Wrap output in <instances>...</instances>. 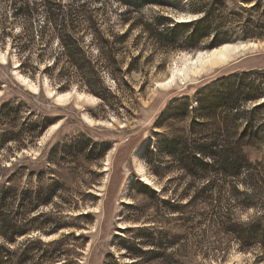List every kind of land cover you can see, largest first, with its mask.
<instances>
[{
	"label": "rangeland",
	"instance_id": "1",
	"mask_svg": "<svg viewBox=\"0 0 264 264\" xmlns=\"http://www.w3.org/2000/svg\"><path fill=\"white\" fill-rule=\"evenodd\" d=\"M25 1L0 0V22L8 35L3 43L0 42V100L20 95L30 108L49 116L53 122L32 141L26 139L20 149L14 148L8 157L3 155L7 154V149H3L0 162L8 165L16 157L25 164L22 178L16 183L18 188L47 186L51 180H58L61 186L52 202L27 213V218L38 216L37 222L27 236L18 237L11 247L19 251L23 246L19 244L24 239L34 241L39 238L46 257L39 258L40 250L33 252V257L41 264H131L134 259L127 255L125 245L136 249L140 236H144L161 241L173 238L176 251L169 264H264V46L194 72L186 68L187 72L180 78L166 81L176 68L187 67L196 50L213 46L202 44L193 49L154 50L152 44L142 38L133 45L134 29L127 35L126 47L120 54L123 55L121 67L125 68L130 57L140 51L136 61L140 69L122 74L118 84L105 71L102 78L110 88L104 93L105 99H101L76 79L61 88V82L53 78L56 70H44L59 47L55 43L59 36V21L51 22L53 34L39 36L40 25L46 22L43 11L36 12L31 24L34 30L31 53H43L41 60L32 57L37 61L39 73L30 78L19 70L17 49L10 42L19 30V14L14 13V5ZM48 1L53 5L60 2ZM64 1L71 4L63 8L64 11L74 9L78 13L66 24V33L82 37L84 43H88L89 34L82 28L89 20L103 34L124 30L125 25L119 23V17L113 11L123 2L135 14L146 17L164 12L174 20H189L198 15L188 9L196 0H123L117 5V0ZM224 2L223 13L228 20L225 28L232 37L225 42L264 41V30L261 35L241 36L247 16L244 9L258 3L253 18L264 22V0ZM230 8L237 11L235 16L229 14ZM90 48L95 53V48ZM209 88L210 94L221 97L222 103L201 111L196 108L195 96ZM180 99L190 105L177 120L168 113L167 104ZM205 112H209L210 117H205ZM195 119L206 123L190 131L187 125ZM80 134L90 142L109 144L105 154L89 160L85 157L87 150L71 149L69 144ZM175 134L183 135L192 148L196 143L206 150L229 154L241 150L249 159L251 164L247 175H243L244 183L238 181L236 188L249 194L251 204L242 209L231 206L234 221L249 225L248 247L241 248L242 241L226 233L217 219L211 225L207 219L198 216L195 226L187 227L182 215L167 212L159 196L142 185L156 189L166 198L190 182L170 154ZM128 141L134 145L130 151L126 146ZM154 142L162 144L156 153L150 150ZM55 145L57 149L51 150ZM152 157L160 162L159 166H155L156 162L149 163ZM30 168L35 170L32 176ZM152 168H157L161 174H156ZM3 179L0 177V181ZM225 186L224 190L219 187L212 190L213 205L218 204L214 207L217 217L228 205L217 198L227 196L229 185ZM237 196L241 197L240 193ZM202 206V203L197 204L199 209ZM257 224H261L262 230L256 229ZM147 225L153 227L152 232L136 228ZM143 247L152 248L150 245ZM167 248L169 246H165V250Z\"/></svg>",
	"mask_w": 264,
	"mask_h": 264
},
{
	"label": "trees",
	"instance_id": "2",
	"mask_svg": "<svg viewBox=\"0 0 264 264\" xmlns=\"http://www.w3.org/2000/svg\"><path fill=\"white\" fill-rule=\"evenodd\" d=\"M122 1L117 0L116 5ZM69 6L71 4L64 0H60L56 5L48 0H27L23 4L14 5V13L19 14V30L15 36L11 37L10 44L17 49L18 68L30 78H35L36 74L39 73L37 61H34L32 57L35 56L38 60H41L43 53H31V41L34 38V30L31 24L36 12L38 10L43 11L46 13V22L40 25L37 31L40 34L39 36L45 33H48V35L53 34L54 27H52L51 22L59 21L57 33L59 36L55 40L56 45L59 47L54 52L51 63L45 65L44 70H56L53 78L61 82V88L65 86V83L76 79L87 91L94 93L101 99H105L104 93L110 88L102 78L105 71L111 76L113 82L118 84L122 74L132 73L134 70L140 69L136 64L140 51L130 57L125 68L122 69L121 67L123 55L120 54L126 47L127 35L134 29L136 34L133 45L137 44L142 38L149 41L154 50L193 49L202 44L216 46L232 38L227 34L228 29L225 28L228 20L223 13V10L226 9L224 0H196L188 9L198 15L189 20H174L164 12H156L146 17L142 14H135L134 10H130L126 2H123L121 7L113 11L119 17V23L125 25L124 30L103 34L99 27L95 26L92 20H89L82 28L89 34L88 43H84L85 41L80 36L66 33V24L73 21L75 16L78 15L74 9L71 10L72 12L63 10V8ZM257 6L258 3L254 2L248 8H243L244 11H247V16L243 21L241 36L262 34L264 22L253 18V12L258 9ZM236 13V10L229 9L231 16H235ZM6 36H8L7 29L0 22L1 43L4 42ZM90 46L95 48V53L91 51ZM121 79L123 80V78ZM210 91L209 88L197 93L194 100L196 108L201 111H208L210 106L215 107L222 103L221 97L210 94ZM188 105L190 103L188 104L186 100H173L167 104L168 113L172 115L173 119L180 120ZM29 106L30 104L20 95H13L0 100V152L7 149L5 151L7 154H3L6 157H8V154H13L14 148L20 149L26 143V139L30 141L35 139L53 122L52 118L41 112H35V109ZM23 112L25 113L22 114ZM208 113L205 112L203 115L210 117ZM32 115L36 117L32 118ZM205 123L206 121L195 119L190 121L187 127L192 131ZM171 142L173 148L170 150V154L177 162L179 171L182 172V175L189 177L190 182H187L181 190L172 191L166 198L161 197L156 189L149 188L144 183L142 185L149 189L152 194L159 196V200L166 205L167 212H173L177 216L182 215L184 224H188L187 227H194L195 223L198 222V216L207 219L211 225L217 219V222L222 224V228L226 230V233H231L242 241L241 248L248 247L250 242L249 225L246 226L243 221L241 223L235 222L231 215V206L242 209L251 204L249 194L243 189L238 190L236 188L238 181L244 183L243 175H247L248 167L251 164L247 156L241 150L229 154L226 151L206 150L203 145L196 143L192 148L190 147L192 145L187 142L183 135L178 134H175ZM9 143H13V145H8ZM126 143L128 151H130L134 145L129 141ZM154 143L153 150H150L156 153L162 144L159 142ZM69 146H71V149L78 147V150H87L85 157L92 160V158L102 157L109 144L100 145L90 142L84 138V135L80 134V136L73 138ZM56 149L57 145L53 146L51 150ZM18 159L15 157V160H10L11 162L8 165L5 163L3 165L0 162V177L4 178L0 181V264H41V261H34L33 257L34 253L39 250L37 253L39 258L46 257V251L41 247V239L36 238L34 241L24 239L19 244H23L19 251L12 248L11 245L17 243L18 237L27 236L26 234L37 222L38 216L27 218V213L35 210L40 205H47L52 202L61 183L58 180H51L47 186L38 185L34 189L28 187L18 188L16 183L22 178L26 168L25 164L20 163ZM153 162H156L154 163L155 166L160 165V162L154 157L150 158L149 163ZM6 169H9V171L4 172ZM152 171L161 174L157 168H152ZM29 174L32 176L35 174V170L30 168ZM218 177H220V181L217 180ZM194 181L196 183H192ZM226 184L229 185L226 189L227 196L219 195L217 198L219 201L225 200L228 205L226 210L217 217V209L214 207L218 204L213 205L212 190L215 187L224 190ZM160 191L165 190L160 189ZM239 193L241 197L237 196ZM199 203L204 205L201 207L202 209L197 208ZM193 218H195L194 221ZM255 227L261 229V224H257ZM136 228L151 232L153 229L152 226L148 225ZM140 237L136 249H131L125 245L127 255L134 259L130 261L131 264H136L140 259H142L140 261L142 264H156V262L169 264L171 262L176 251L173 246L175 243L173 238L161 241L144 236ZM144 245H150L152 248H144ZM165 246H169V249L165 250ZM114 264L119 263L115 262Z\"/></svg>",
	"mask_w": 264,
	"mask_h": 264
},
{
	"label": "bare ground",
	"instance_id": "3",
	"mask_svg": "<svg viewBox=\"0 0 264 264\" xmlns=\"http://www.w3.org/2000/svg\"><path fill=\"white\" fill-rule=\"evenodd\" d=\"M182 19L183 17H179ZM259 46H264V42H254V40L248 41H237V42H223L220 45L210 47L206 50H196L193 57L190 58L187 67L176 68L172 73L166 77L167 80H174L180 75L184 74L188 70L190 72L197 71L199 69H204L203 66L208 65H218L223 61L229 60L233 55L242 54L244 51L252 50ZM190 55V54H189ZM184 65V64H183ZM187 68V69H186ZM185 69L187 71H185ZM180 78V77H179ZM162 81V82H166ZM162 84V83H160Z\"/></svg>",
	"mask_w": 264,
	"mask_h": 264
},
{
	"label": "water",
	"instance_id": "4",
	"mask_svg": "<svg viewBox=\"0 0 264 264\" xmlns=\"http://www.w3.org/2000/svg\"><path fill=\"white\" fill-rule=\"evenodd\" d=\"M252 40H254V42H260V43H261V42H264L263 40H260V39H252ZM252 40H251V41H252ZM237 41H239V40H237ZM237 41H236V42H237Z\"/></svg>",
	"mask_w": 264,
	"mask_h": 264
},
{
	"label": "snow or ice",
	"instance_id": "5",
	"mask_svg": "<svg viewBox=\"0 0 264 264\" xmlns=\"http://www.w3.org/2000/svg\"><path fill=\"white\" fill-rule=\"evenodd\" d=\"M168 83H171V81H168ZM164 85H161V87H163Z\"/></svg>",
	"mask_w": 264,
	"mask_h": 264
}]
</instances>
